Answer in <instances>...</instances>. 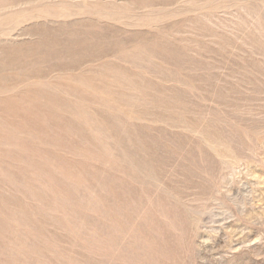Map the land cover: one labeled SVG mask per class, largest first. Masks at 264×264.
<instances>
[{
    "label": "rangeland",
    "instance_id": "obj_1",
    "mask_svg": "<svg viewBox=\"0 0 264 264\" xmlns=\"http://www.w3.org/2000/svg\"><path fill=\"white\" fill-rule=\"evenodd\" d=\"M0 264H264V0H0Z\"/></svg>",
    "mask_w": 264,
    "mask_h": 264
}]
</instances>
